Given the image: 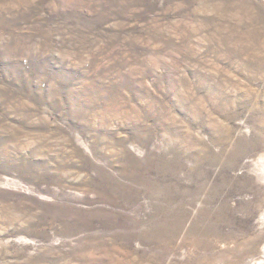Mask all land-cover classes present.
<instances>
[{
  "label": "rangeland",
  "instance_id": "1",
  "mask_svg": "<svg viewBox=\"0 0 264 264\" xmlns=\"http://www.w3.org/2000/svg\"><path fill=\"white\" fill-rule=\"evenodd\" d=\"M0 264H264V0H0Z\"/></svg>",
  "mask_w": 264,
  "mask_h": 264
}]
</instances>
